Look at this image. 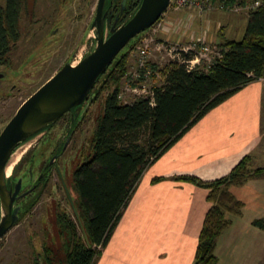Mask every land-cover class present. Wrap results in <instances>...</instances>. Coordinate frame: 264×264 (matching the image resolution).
Instances as JSON below:
<instances>
[{
  "label": "trees",
  "instance_id": "trees-1",
  "mask_svg": "<svg viewBox=\"0 0 264 264\" xmlns=\"http://www.w3.org/2000/svg\"><path fill=\"white\" fill-rule=\"evenodd\" d=\"M139 3L129 0V15ZM25 5V0H0V62L6 61L21 37ZM248 14L242 38L219 44L221 56L207 70H188L184 63L172 62L166 67L163 84L150 97L131 103L119 100L120 80L141 35L115 57L90 93L94 96L91 102L101 99L102 105L94 120L88 160L78 163L71 179L86 238L84 233L78 236L70 221L72 240L63 246L64 257L55 259L46 252L43 258L34 257L32 264H95L101 254L96 247L106 246L147 167L210 109L264 74V0ZM250 159L244 156L228 174L214 180L175 177L208 190L210 206L192 264H217V239L230 224L225 213H241L242 203L229 191L230 186L264 173L263 167L251 168ZM160 179L155 177L153 182ZM254 223L264 227V220Z\"/></svg>",
  "mask_w": 264,
  "mask_h": 264
},
{
  "label": "crops",
  "instance_id": "crops-1",
  "mask_svg": "<svg viewBox=\"0 0 264 264\" xmlns=\"http://www.w3.org/2000/svg\"><path fill=\"white\" fill-rule=\"evenodd\" d=\"M248 13L198 17L193 11L189 27L178 33L221 44L242 34ZM200 28L202 34L196 35ZM263 135L264 83L257 79L210 109L147 167L95 264H192L210 206L208 190L175 177L220 178L244 156L255 158ZM155 177L161 179L153 182ZM229 191L242 207L240 214L225 213L230 224L217 239V264H259L264 260V227L254 221L264 220V174L231 185Z\"/></svg>",
  "mask_w": 264,
  "mask_h": 264
},
{
  "label": "rangeland",
  "instance_id": "rangeland-1",
  "mask_svg": "<svg viewBox=\"0 0 264 264\" xmlns=\"http://www.w3.org/2000/svg\"><path fill=\"white\" fill-rule=\"evenodd\" d=\"M4 1L5 0H1L2 3H4ZM97 1L98 0H75L72 4H70V1L58 4V0H29V9L33 11V16L32 18L29 17L25 8L23 9V11H25L22 12L21 18V37L17 46L12 49L9 55L12 61H9L4 69L0 67V73L4 74V76L0 78V91H11V93H4L2 97H0V131L4 124L14 115L22 102L51 77L64 63L68 60H72L73 62L78 61L80 55L90 49L89 42L87 43L86 40L87 35L92 33L91 21ZM86 2L89 3L87 8H85ZM238 2L243 3L245 1L234 0L229 3L234 4ZM69 9L70 12L68 11ZM84 9H86V11H82ZM183 12L185 11L170 9L167 11L164 20L166 18H181ZM208 12H213L215 13L214 15L217 13L231 12L232 14L237 13L243 16V13H248V10L240 9L238 11H233L227 9H213ZM198 17L201 16L198 15ZM241 24L242 22H238V28ZM171 27L170 30L165 31L161 30V28L156 31L151 30L148 34H144L137 43L129 57L127 73L120 80L121 97H119V100L121 103H131L139 98L151 96L154 88L163 84L165 70L168 65L172 62L180 63L184 57L189 58L191 56L190 58H194L195 55H199L200 52H202V43L200 40H195L196 38L194 37L190 38V34H188L187 31L185 32L186 35L178 33L176 28H174V24H171ZM194 27L196 26H191L189 31ZM50 28L51 31L49 32ZM201 31H203V29L200 28L195 34H202ZM244 31L245 28H243L242 34L238 33L232 36L231 39L240 40ZM150 37H153V40L148 42L150 46V55L147 60V69L151 70V74L148 78H145L144 70L138 68L135 56L140 46L147 43V40H149H146V38ZM178 42L181 45H178ZM203 45H206L208 50L205 51L206 55L200 58L194 68L207 70V67L215 58L221 56V46L219 43L210 41H206ZM180 46L191 48V50L187 52L182 51L184 53H180ZM258 79H262L264 83V74ZM9 83H15L16 85L10 88ZM141 85L145 87V92L141 94H137L130 90L131 87L136 86L139 88ZM101 101V99H98L96 102H91L88 105L84 122L74 136V148L71 152L67 151L65 153L66 159H71L76 148L83 143L82 149L84 153L81 154L80 157H76L73 162L68 161L67 171L70 179H72V173L77 168L78 163H83L88 160V154L91 151L89 147L90 138L95 117L98 112H100V106L102 105ZM34 142L35 139L32 140L31 145H29L32 146ZM29 145L20 148L12 160L17 157L18 162L30 148ZM254 157L256 159H252V157L250 159V167L255 168L257 167L256 165H258V167H263L264 135L263 142L255 150ZM47 204L48 200L43 197L30 212L24 214L18 223L0 239V264L33 263L36 251L35 248H38L40 245L36 240L37 238L32 236L42 234L40 217L45 215ZM66 209L72 215L69 206H66ZM78 231L79 234H81L79 227ZM45 244L51 247L54 243L46 241ZM54 248L56 250L58 246ZM104 248L100 246L96 247L97 250H101V254ZM64 253V249L60 251L61 257ZM259 264H264V260Z\"/></svg>",
  "mask_w": 264,
  "mask_h": 264
},
{
  "label": "water",
  "instance_id": "water-1",
  "mask_svg": "<svg viewBox=\"0 0 264 264\" xmlns=\"http://www.w3.org/2000/svg\"><path fill=\"white\" fill-rule=\"evenodd\" d=\"M105 1H98L91 24L92 33L97 25V34L90 49L81 54L78 61L68 60L64 63L22 102L0 131V239L18 223L23 213L20 206L15 204L21 180L13 188L8 184L12 172L6 174L14 155L23 146L31 145L32 140L63 114L81 108L87 102L85 111L94 97L89 98V94L115 57L136 36L147 34L171 7V0H140L122 24L109 30L105 25ZM65 187L71 198L69 189ZM73 207L76 211V207ZM81 226L83 228L82 223ZM83 232L86 238L84 228Z\"/></svg>",
  "mask_w": 264,
  "mask_h": 264
},
{
  "label": "flooded vegetation",
  "instance_id": "flooded-vegetation-1",
  "mask_svg": "<svg viewBox=\"0 0 264 264\" xmlns=\"http://www.w3.org/2000/svg\"><path fill=\"white\" fill-rule=\"evenodd\" d=\"M67 1H70V4H72L75 0H58V4ZM98 1L92 16V21L97 12ZM25 3V10L29 14V17L32 18L33 11L29 9V0H25ZM128 4L129 0L105 1V25L109 30L113 26L122 24L125 17L129 15L130 9ZM88 5L89 3L86 2L85 8ZM68 11L70 12V9ZM82 11H86V9ZM96 29L97 25L93 28V33L87 35L86 41L87 43L89 42V47L95 42ZM9 61L11 62L12 60L8 56L5 62H0V67L4 69ZM0 75V78L4 76L3 73H0ZM9 85L10 88H13L16 84L9 83ZM4 93H11V91H0V97ZM86 103L81 108L66 112L50 127L45 129L15 164L11 178L8 180V184L13 188L15 187V183L21 180V188L17 192L15 201V204L20 206L21 213L24 211H26L24 214L30 212L43 197L48 200L46 213L40 217L42 234L32 236L37 238L36 240L40 245L38 248H35V257L43 258L46 252L48 254L50 253L55 259L64 257V255L61 257L60 251H63L64 245L72 240L71 230L69 229L70 221L75 223L78 236L84 233L81 226L83 216L81 210L78 208L77 196L72 188V182L67 171L68 161L73 162L76 157H80L84 153L82 149L83 143L76 148L71 159L67 160L65 153L67 151L71 152L74 148V136L84 122L87 114V109L84 111ZM65 185L70 191L71 198L68 196ZM73 205L76 207V211ZM66 206H69L72 215L66 209ZM78 227L80 228L81 234H79ZM46 241L54 243L53 246H47L45 244ZM56 246L58 248L55 250L54 247Z\"/></svg>",
  "mask_w": 264,
  "mask_h": 264
},
{
  "label": "built area",
  "instance_id": "built-area-1",
  "mask_svg": "<svg viewBox=\"0 0 264 264\" xmlns=\"http://www.w3.org/2000/svg\"><path fill=\"white\" fill-rule=\"evenodd\" d=\"M243 1H245V0H242V2ZM260 4H261V0H254L250 3L246 2V1L243 3L238 2V3H234V4L229 3L226 0H220V1H217V0H171L170 9L175 10V11L184 10L186 12L185 16L183 18H178V19L166 18L164 20V17L167 13L166 12L165 15L155 23V25L152 27L151 30L156 31L159 28H161V30H170L172 28L171 24H174V28H176V31L179 32V30H182V26L188 25L187 27H189L190 21L188 18L190 17L191 12H193V11L197 12V14L199 16H203V14H206L208 11H211L213 9H218V10L227 9V10H233V11H238L240 9H244V10L247 9L249 12L250 10L259 6ZM147 39H149V40H147ZM146 40H147V43L142 44L140 46V48L138 49V53L135 56V58H136V64L138 65V68L144 70L145 78H148L151 74V70L147 69V60H148V57L150 55V46H149L148 42H151L153 40V37L146 38ZM200 41L202 43V45H201L202 52H200L199 55H195L194 58H190L191 57L190 56L189 58L184 57L181 60L182 61L181 63H184L188 70H193L195 67V64L200 60V58L204 57L206 55L205 51L208 50V47L206 45H203L205 42L202 39H200ZM177 44L181 45L179 42ZM188 50H191V48H187L185 46H180V51H181L180 53L187 52ZM182 51H184V52H182ZM144 88H145L144 85H143V87L141 85L139 88L136 86L131 87L130 90L132 92L137 93V94H141V93L145 92ZM152 94H153V92H152ZM152 94H151V96H152ZM119 97H121V92L119 94Z\"/></svg>",
  "mask_w": 264,
  "mask_h": 264
},
{
  "label": "bare ground",
  "instance_id": "bare-ground-1",
  "mask_svg": "<svg viewBox=\"0 0 264 264\" xmlns=\"http://www.w3.org/2000/svg\"><path fill=\"white\" fill-rule=\"evenodd\" d=\"M17 159H18V158L16 157V158H15L13 161H11L10 164L8 165V167H7V169H6V174H7V175L10 174V172H11V170H12L14 164L17 162Z\"/></svg>",
  "mask_w": 264,
  "mask_h": 264
}]
</instances>
